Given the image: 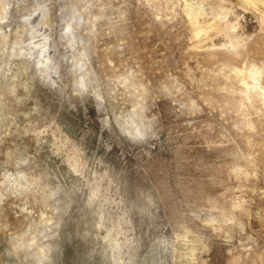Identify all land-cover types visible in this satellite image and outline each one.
Segmentation results:
<instances>
[{"label":"rangeland","instance_id":"obj_1","mask_svg":"<svg viewBox=\"0 0 264 264\" xmlns=\"http://www.w3.org/2000/svg\"><path fill=\"white\" fill-rule=\"evenodd\" d=\"M0 264H264V0H0Z\"/></svg>","mask_w":264,"mask_h":264},{"label":"bare ground","instance_id":"obj_2","mask_svg":"<svg viewBox=\"0 0 264 264\" xmlns=\"http://www.w3.org/2000/svg\"><path fill=\"white\" fill-rule=\"evenodd\" d=\"M70 28V27H69ZM215 28H217V26H215Z\"/></svg>","mask_w":264,"mask_h":264}]
</instances>
